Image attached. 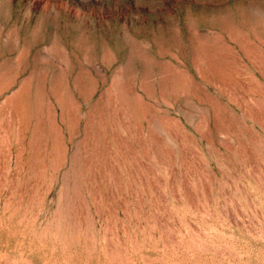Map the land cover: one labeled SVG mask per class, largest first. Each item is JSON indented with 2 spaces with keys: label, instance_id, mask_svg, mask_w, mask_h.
Returning <instances> with one entry per match:
<instances>
[{
  "label": "rangeland",
  "instance_id": "374dc122",
  "mask_svg": "<svg viewBox=\"0 0 264 264\" xmlns=\"http://www.w3.org/2000/svg\"><path fill=\"white\" fill-rule=\"evenodd\" d=\"M0 264H264V0H0Z\"/></svg>",
  "mask_w": 264,
  "mask_h": 264
}]
</instances>
